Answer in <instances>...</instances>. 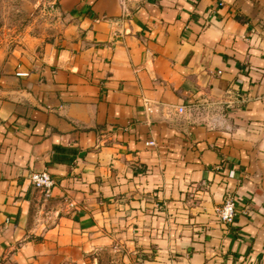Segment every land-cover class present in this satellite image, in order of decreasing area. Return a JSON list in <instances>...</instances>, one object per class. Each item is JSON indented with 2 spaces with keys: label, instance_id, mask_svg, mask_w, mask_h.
Wrapping results in <instances>:
<instances>
[{
  "label": "crops",
  "instance_id": "crops-1",
  "mask_svg": "<svg viewBox=\"0 0 264 264\" xmlns=\"http://www.w3.org/2000/svg\"><path fill=\"white\" fill-rule=\"evenodd\" d=\"M126 7L0 56V264H264V0Z\"/></svg>",
  "mask_w": 264,
  "mask_h": 264
},
{
  "label": "rangeland",
  "instance_id": "rangeland-1",
  "mask_svg": "<svg viewBox=\"0 0 264 264\" xmlns=\"http://www.w3.org/2000/svg\"><path fill=\"white\" fill-rule=\"evenodd\" d=\"M58 0H0V56L51 39L61 25Z\"/></svg>",
  "mask_w": 264,
  "mask_h": 264
},
{
  "label": "built area",
  "instance_id": "built-area-1",
  "mask_svg": "<svg viewBox=\"0 0 264 264\" xmlns=\"http://www.w3.org/2000/svg\"><path fill=\"white\" fill-rule=\"evenodd\" d=\"M138 1H144V0H138ZM119 2L121 4L123 11H127V7H126L127 0H119ZM21 73L25 74L26 72H21ZM144 106L148 113H151L153 111V108L150 105L149 100L147 99L144 100ZM178 109L180 111L183 110V106H179ZM146 143L154 144L155 141L153 139H148ZM29 179L35 187L43 191L45 196L50 195L51 187L54 183V179L47 170L31 171L29 173ZM214 211L216 216L220 220L226 223H231L236 214V204L233 195L231 193H226L222 202L214 207Z\"/></svg>",
  "mask_w": 264,
  "mask_h": 264
}]
</instances>
